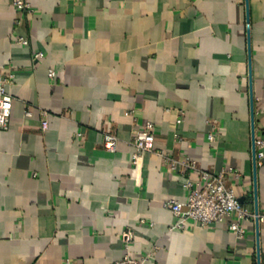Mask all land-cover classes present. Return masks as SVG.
<instances>
[{
    "label": "crops",
    "instance_id": "0c3cea01",
    "mask_svg": "<svg viewBox=\"0 0 264 264\" xmlns=\"http://www.w3.org/2000/svg\"><path fill=\"white\" fill-rule=\"evenodd\" d=\"M29 2L33 12L22 14L0 0V71L15 76L0 131V264H110L153 247L146 264H256L254 220L241 223L242 239L227 220L171 229L177 219L163 202L186 201L183 178L155 153L134 169L128 143L152 123L154 152L188 156L207 172L236 170L241 178L226 185L255 212L249 92L262 136L264 0H248V22L245 0ZM36 51L44 58L33 62ZM103 133L119 138L115 153L103 148ZM256 191L262 215L264 162ZM259 245L264 260V223Z\"/></svg>",
    "mask_w": 264,
    "mask_h": 264
},
{
    "label": "built area",
    "instance_id": "2783aa9c",
    "mask_svg": "<svg viewBox=\"0 0 264 264\" xmlns=\"http://www.w3.org/2000/svg\"><path fill=\"white\" fill-rule=\"evenodd\" d=\"M13 7L22 14H30L33 12V7L29 0H12ZM16 43L19 45H27L28 40L24 37H18ZM44 58L41 51H36L32 55V61L37 62ZM2 69L0 71V131H5L8 128L9 118L11 115L13 97L7 92V87L14 82V73L12 69ZM50 79H54L55 73L50 70L48 74ZM26 116H30V112H26ZM176 124L181 123V118H177ZM209 130L206 134V139L209 143L214 144L219 133L218 125L215 121L208 122ZM48 128V123L44 119L41 121V130L44 132ZM76 137L81 138V133H76ZM178 139V137H176ZM155 139V126L147 122L142 128H135L133 136L128 145L132 147L131 165L134 169H138L142 162L143 155L146 153H155L161 157L163 163L170 172L178 171L183 178V189L186 192V201L177 202L174 200H166L163 202V207L176 217L177 221L171 229L185 230L190 224H198L201 228H208L218 225L225 220L228 221V230L232 232L237 239H242L245 236V230L242 228L243 221L255 220L264 223V214L256 216L253 212H247L235 196L234 192L227 187L226 182L229 176L236 179L241 178V174L232 168H221L218 171L207 172L200 170L197 163L184 156L179 159H174L167 156L163 151L152 149V144ZM120 140L117 136L111 133L102 134L103 148L110 153H115ZM255 163L256 168H260L264 162V131L262 136H255ZM196 173L198 181H194L191 175ZM132 232L124 231L121 234V241L124 249L128 250L132 242ZM153 250L139 259H132L125 255L122 259L110 264H146L152 257ZM264 260L261 259L260 264ZM65 264H80L78 262L65 261Z\"/></svg>",
    "mask_w": 264,
    "mask_h": 264
},
{
    "label": "water",
    "instance_id": "95a60500",
    "mask_svg": "<svg viewBox=\"0 0 264 264\" xmlns=\"http://www.w3.org/2000/svg\"><path fill=\"white\" fill-rule=\"evenodd\" d=\"M245 8H246V21L248 22V0H245ZM249 40V39H248ZM248 60L250 64V48L248 47ZM249 101H250V117H251V159L253 166V177H254V201H255V212L254 214L258 215L257 210V191H256V163H255V146H254V108H253V95L250 90L249 92ZM255 230H256V264H260V245H259V222L258 218H255Z\"/></svg>",
    "mask_w": 264,
    "mask_h": 264
}]
</instances>
